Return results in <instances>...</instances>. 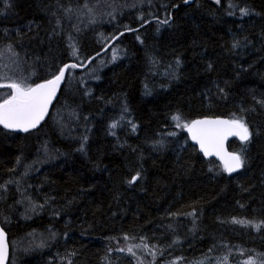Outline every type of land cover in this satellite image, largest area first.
<instances>
[{
  "label": "trees",
  "instance_id": "obj_1",
  "mask_svg": "<svg viewBox=\"0 0 264 264\" xmlns=\"http://www.w3.org/2000/svg\"><path fill=\"white\" fill-rule=\"evenodd\" d=\"M66 65L38 129L0 125L8 264H264V0H0V84ZM203 117L248 126L236 174Z\"/></svg>",
  "mask_w": 264,
  "mask_h": 264
},
{
  "label": "snow or ice",
  "instance_id": "obj_2",
  "mask_svg": "<svg viewBox=\"0 0 264 264\" xmlns=\"http://www.w3.org/2000/svg\"><path fill=\"white\" fill-rule=\"evenodd\" d=\"M184 2L189 3L190 0H184ZM219 2L220 0H216V3ZM241 12L243 15L248 14L247 9H242ZM163 23H167V21H163ZM233 46L236 47L237 45L234 44ZM72 54L76 55L75 49H73ZM115 58L114 55L113 59ZM76 66L73 64L70 67L75 68ZM67 67L69 66L66 65L65 68H61L59 75L54 76L53 79L35 84V86L27 84L24 80H20L19 82L13 80L11 83L0 84V87H7L12 90L7 95V98L0 103V125L7 129H19L24 132L37 127L47 114L48 107L56 95ZM180 119L179 115L173 116V120L179 121ZM112 127L115 128L116 125L113 124ZM185 127L191 133L192 140L200 145V150L204 155L206 157L212 155L219 156L224 162L226 171L231 173L243 166L244 161L241 154L225 153L223 151V142L228 136H237L242 143L250 140L251 133L242 119L194 120L190 124L185 125ZM133 129H135V125H133ZM86 139L87 137H85ZM80 150L83 151V145H81ZM138 179L139 173L133 176L128 183H135ZM125 239H128V237H125ZM6 248L5 234L0 229V264H3L6 258ZM127 250L130 253L132 252L131 248ZM249 264H255V262L250 261Z\"/></svg>",
  "mask_w": 264,
  "mask_h": 264
},
{
  "label": "water",
  "instance_id": "obj_3",
  "mask_svg": "<svg viewBox=\"0 0 264 264\" xmlns=\"http://www.w3.org/2000/svg\"><path fill=\"white\" fill-rule=\"evenodd\" d=\"M193 1H194V0H190L189 3L193 2ZM189 3H185V4H189ZM111 44H112V42H111L108 46H106L101 52H99V54H97V55H100V54L104 53V52H105V51L111 46ZM87 65H88V63H87L85 66L81 67V69L86 68ZM63 68H65V66H64ZM66 69H67V68H66ZM66 69H65V72H64V76H65V73H66ZM58 75H59V74H58ZM64 76H63V78H64ZM63 78H62V80H63ZM52 79H53V78H52ZM62 80L60 81V84H61ZM60 84H59V86H60ZM56 92H57V91H56ZM54 99H55V97L52 99V101H51V103H50V105H49V107H48L47 114L45 115L44 119L40 121V123L37 125V127L33 128V129H30V130L27 131V132L35 131L36 129H38V128H39V127H40V126H41V125L47 120V118H48V116H49V113H50V110H51V108H52V105H53V103H54ZM203 119H212V120H216V119H220V120H230V119L225 118V117H203V118H198V119H194V120H203ZM194 120H192V121H194ZM192 121H191V122H192ZM191 122H189L188 124H190ZM1 126H2V125H1ZM2 127H3V126H2ZM3 128H4V127H3ZM5 129L8 130V131L14 132V133H27V132H24V131L19 130V129H17V130H12V129H7V128H5ZM182 131H183V133L187 136V138H188L189 142L191 143V145H192L194 148H196L197 152H198V153H199V154H200L205 160H215L217 163H219V164L223 167V169H224L226 175L231 176V175H234V174H236L237 172H239V171L241 170L242 167L239 168V169H237V170L234 171V172L229 173L228 171L225 170L224 162L219 158V156L212 155V156H207V157H206V156L204 155V153L200 150V145H199L196 141L192 140V138H191V133L187 130V128H186L185 126L183 127ZM232 140H235V141H238V142L242 143V142L240 141V139H239L237 136H228V137L224 140V142H223V151H224L225 153H233L232 151H230V150L228 149V143H229L230 141H232ZM0 229H2L3 232H4V234H5V243H6V245H7V248H6V258L4 259L3 264H8V261H9V252H10L9 242H8V235H7V233L5 232V230L1 227V225H0Z\"/></svg>",
  "mask_w": 264,
  "mask_h": 264
}]
</instances>
